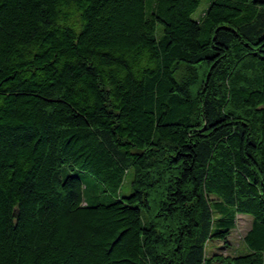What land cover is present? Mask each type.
<instances>
[{"label":"trees","instance_id":"trees-1","mask_svg":"<svg viewBox=\"0 0 264 264\" xmlns=\"http://www.w3.org/2000/svg\"><path fill=\"white\" fill-rule=\"evenodd\" d=\"M200 3L0 0V264H264V0Z\"/></svg>","mask_w":264,"mask_h":264},{"label":"rangeland","instance_id":"rangeland-1","mask_svg":"<svg viewBox=\"0 0 264 264\" xmlns=\"http://www.w3.org/2000/svg\"><path fill=\"white\" fill-rule=\"evenodd\" d=\"M150 0H147V9ZM208 4V0H201V3L195 12V15L199 14L202 9H204ZM70 173H75L79 176L82 183V195L86 203L93 205L97 203H107L113 197L106 187L97 182L90 174L83 171H74ZM66 175V172H63V176ZM129 177L125 179L123 184L118 190L119 195H128L131 192ZM214 209H216L217 204L212 203ZM251 217L248 215L237 214L235 218V225L230 231L227 242L228 245L225 247L220 241H215L209 246V253H222L226 254H235L242 251V238L250 228Z\"/></svg>","mask_w":264,"mask_h":264}]
</instances>
